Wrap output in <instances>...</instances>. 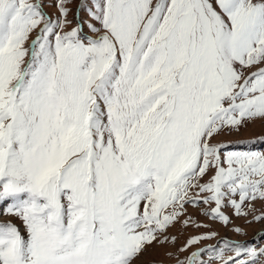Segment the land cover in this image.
Here are the masks:
<instances>
[{
	"label": "snow or ice",
	"instance_id": "6c2138e0",
	"mask_svg": "<svg viewBox=\"0 0 264 264\" xmlns=\"http://www.w3.org/2000/svg\"><path fill=\"white\" fill-rule=\"evenodd\" d=\"M73 2L0 0V264H264L189 211L264 222V0Z\"/></svg>",
	"mask_w": 264,
	"mask_h": 264
},
{
	"label": "rangeland",
	"instance_id": "374dc122",
	"mask_svg": "<svg viewBox=\"0 0 264 264\" xmlns=\"http://www.w3.org/2000/svg\"><path fill=\"white\" fill-rule=\"evenodd\" d=\"M51 7L46 6L45 10L49 13H54L56 11L55 8V0H50ZM72 7H75V0L72 4ZM261 136H264V125L261 124L259 120L251 123L247 126V128L242 129L239 135H231V136H224V140H236V139H256ZM257 148H264V144H257ZM259 208V203L257 205ZM189 211L193 214V216L198 220H204L206 223L211 224V228L217 231L221 236H229L234 240H248L259 245H264V236L261 233H264V222H255L251 221L248 218L249 222L245 221V218L236 219L233 218L232 224L228 226V228L222 227L219 223L207 221L206 218L199 216L195 209H189ZM235 226H239L246 235H238L231 231V228ZM173 233H175L178 237L177 245L181 244L185 237L189 235L196 234L197 232H206L208 231L207 228H195L189 227L186 230H177L173 229ZM213 240H207L203 243L211 244ZM174 251L173 245H166L163 247L160 246H153L148 249L146 253L140 258L142 264H174V257H169L166 255L167 252ZM139 264V262H138Z\"/></svg>",
	"mask_w": 264,
	"mask_h": 264
}]
</instances>
